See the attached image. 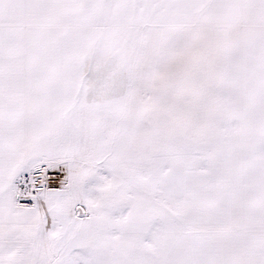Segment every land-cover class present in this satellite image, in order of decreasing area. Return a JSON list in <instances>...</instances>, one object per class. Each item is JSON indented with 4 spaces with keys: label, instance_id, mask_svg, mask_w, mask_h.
<instances>
[{
    "label": "snow or ice",
    "instance_id": "1",
    "mask_svg": "<svg viewBox=\"0 0 264 264\" xmlns=\"http://www.w3.org/2000/svg\"><path fill=\"white\" fill-rule=\"evenodd\" d=\"M0 264H264V0H0Z\"/></svg>",
    "mask_w": 264,
    "mask_h": 264
}]
</instances>
